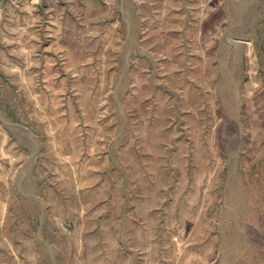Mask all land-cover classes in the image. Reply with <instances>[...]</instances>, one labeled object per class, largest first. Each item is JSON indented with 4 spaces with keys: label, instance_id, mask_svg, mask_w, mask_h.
Here are the masks:
<instances>
[{
    "label": "rangeland",
    "instance_id": "rangeland-1",
    "mask_svg": "<svg viewBox=\"0 0 264 264\" xmlns=\"http://www.w3.org/2000/svg\"><path fill=\"white\" fill-rule=\"evenodd\" d=\"M0 264H264V0H0Z\"/></svg>",
    "mask_w": 264,
    "mask_h": 264
}]
</instances>
